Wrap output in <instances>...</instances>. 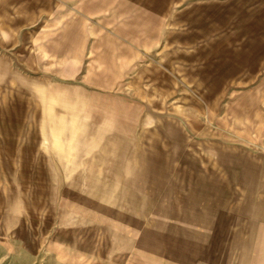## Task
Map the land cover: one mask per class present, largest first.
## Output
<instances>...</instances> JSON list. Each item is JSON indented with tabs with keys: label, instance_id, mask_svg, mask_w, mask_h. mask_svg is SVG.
Masks as SVG:
<instances>
[{
	"label": "rangeland",
	"instance_id": "rangeland-1",
	"mask_svg": "<svg viewBox=\"0 0 264 264\" xmlns=\"http://www.w3.org/2000/svg\"><path fill=\"white\" fill-rule=\"evenodd\" d=\"M258 214L264 0H0V264H257Z\"/></svg>",
	"mask_w": 264,
	"mask_h": 264
},
{
	"label": "crops",
	"instance_id": "crops-1",
	"mask_svg": "<svg viewBox=\"0 0 264 264\" xmlns=\"http://www.w3.org/2000/svg\"><path fill=\"white\" fill-rule=\"evenodd\" d=\"M68 5V4H66ZM68 6H66L65 8H67ZM38 44V42H35V46ZM26 45V44H25ZM26 53V52H25ZM252 225H256V231L252 232V235H246L248 233V231H246L245 229H243V237L248 238V239H256L257 240V244H258V248H256L254 253H250L251 255H254L253 258H255L254 260H256L257 264H264V217H262L261 214H258L257 219L256 220H252L251 221ZM248 248V247H247ZM257 251V252H256Z\"/></svg>",
	"mask_w": 264,
	"mask_h": 264
}]
</instances>
